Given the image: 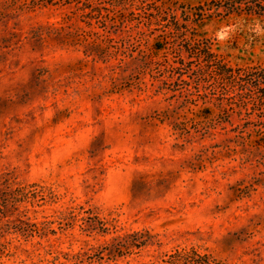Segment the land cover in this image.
Returning a JSON list of instances; mask_svg holds the SVG:
<instances>
[{"label": "rangeland", "instance_id": "obj_1", "mask_svg": "<svg viewBox=\"0 0 264 264\" xmlns=\"http://www.w3.org/2000/svg\"><path fill=\"white\" fill-rule=\"evenodd\" d=\"M216 1L0 0V264H264V116L150 52L159 6L264 66Z\"/></svg>", "mask_w": 264, "mask_h": 264}, {"label": "trees", "instance_id": "obj_2", "mask_svg": "<svg viewBox=\"0 0 264 264\" xmlns=\"http://www.w3.org/2000/svg\"><path fill=\"white\" fill-rule=\"evenodd\" d=\"M39 1L52 2L53 0ZM32 2V4H35V1ZM2 5L0 2V23L3 24L8 15ZM214 6L216 15L236 14L239 16L244 15L247 18L264 19V0H218L214 3ZM151 15L156 23L160 24L161 34L156 37L155 44L150 48V52L155 53L156 50L161 48L160 44L169 38L170 46L168 48L175 54V59L169 62L167 55L164 56L168 70L171 73L182 74L181 70L188 67V70L195 75L196 84L201 85V88L204 89V97H209L206 92L208 89L226 93L230 91L239 97L241 105L247 107L248 104H251L252 108L259 111L258 114L264 116V66L243 68L232 67L226 63L223 58L212 52L207 40L195 37V32L187 24V21L190 20L189 15L184 17V23H180L174 12L169 13L166 8L159 6H156L155 12ZM195 16L197 19H202L204 14L197 12ZM192 63H194V67L191 66ZM181 80L189 85V81L186 79ZM186 91L192 93L189 88H186ZM215 93L211 92L213 95L210 97L215 98ZM221 103L219 107L222 112L226 113L228 112L227 106L233 104L232 102L226 105ZM248 122L253 121L248 120ZM257 122L264 123V121ZM238 127L239 124L235 126V128Z\"/></svg>", "mask_w": 264, "mask_h": 264}, {"label": "clouds", "instance_id": "obj_3", "mask_svg": "<svg viewBox=\"0 0 264 264\" xmlns=\"http://www.w3.org/2000/svg\"><path fill=\"white\" fill-rule=\"evenodd\" d=\"M217 35H218V37L220 36V34H219V33H218ZM222 38H227V37H226V35H225V36H224V37H222Z\"/></svg>", "mask_w": 264, "mask_h": 264}]
</instances>
